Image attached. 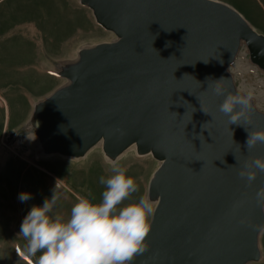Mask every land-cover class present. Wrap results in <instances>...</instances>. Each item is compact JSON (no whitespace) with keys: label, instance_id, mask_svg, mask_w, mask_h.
<instances>
[{"label":"water","instance_id":"1","mask_svg":"<svg viewBox=\"0 0 264 264\" xmlns=\"http://www.w3.org/2000/svg\"><path fill=\"white\" fill-rule=\"evenodd\" d=\"M81 1L116 39L81 49L63 73L70 83L35 107L46 150L81 157L102 142L115 159L136 144L161 161L146 251L132 264L260 260L264 172L250 185L239 172L264 158V144L246 148L264 111L252 99L249 120L229 125L212 89L223 78L229 92L246 94L229 67L245 45L264 71V34L219 0Z\"/></svg>","mask_w":264,"mask_h":264},{"label":"rangeland","instance_id":"2","mask_svg":"<svg viewBox=\"0 0 264 264\" xmlns=\"http://www.w3.org/2000/svg\"><path fill=\"white\" fill-rule=\"evenodd\" d=\"M50 1H57L58 6L61 0ZM219 1L236 8L264 34V0ZM22 2L0 0V264H34V257L24 259L17 253L26 243L19 236L20 225L33 205L42 206L46 198H51L58 180L59 200L52 215L64 220L69 218L78 197L101 202L105 186L99 179L112 175L113 162L125 168L138 185V191L120 207L143 197L151 203L154 212L157 200L151 196L150 183L161 165L151 153L140 155L136 144L115 159L106 154L102 142L81 157L46 150L34 119L35 107L70 83L63 73L79 60L81 49L110 42L116 35L102 27L93 10L81 0L65 3L66 9L70 7L73 11V33L38 34L35 32L38 28L30 22L37 14L33 10L20 13L18 7ZM27 19H30L28 23ZM21 23H27L28 27ZM229 71L240 91L252 90L254 102L264 111V71L251 61L245 45ZM11 133L16 137H9ZM21 193H29L31 198L21 202L18 199ZM152 215L148 216V224ZM259 246L261 259L247 264H264V231Z\"/></svg>","mask_w":264,"mask_h":264},{"label":"clouds","instance_id":"3","mask_svg":"<svg viewBox=\"0 0 264 264\" xmlns=\"http://www.w3.org/2000/svg\"><path fill=\"white\" fill-rule=\"evenodd\" d=\"M224 81L223 78L214 81L212 89L217 96H223L219 111L228 117L229 125H243L241 121L250 118L254 93L249 90L246 94H232L221 86ZM257 144H264V129L248 131L247 150L250 152ZM111 172L109 177L99 179L105 186L101 202L78 197L67 220L52 215L59 200L57 190L61 184L58 180L51 198H46L42 206L33 205L23 218L19 236L26 243L17 250L19 257H34V264H132L138 254H143L150 231L148 216L153 213L152 205L141 197L138 202L120 207L138 191V185L116 162ZM257 172H264V158L257 157L245 163L239 176L246 178L250 185ZM30 198L29 193H21L18 197L21 202ZM257 202L264 210V187L257 192ZM259 230L264 231V225Z\"/></svg>","mask_w":264,"mask_h":264},{"label":"crops","instance_id":"4","mask_svg":"<svg viewBox=\"0 0 264 264\" xmlns=\"http://www.w3.org/2000/svg\"><path fill=\"white\" fill-rule=\"evenodd\" d=\"M22 4L18 7V11L23 13L24 11L33 10L36 16L30 19H27L26 22L29 21L32 23L33 26L37 27L38 29L35 31L38 34H71L73 33L74 28V16L72 8L68 7L66 9L65 3L66 0H61L60 5L57 1L52 3L50 0L49 2H42L30 0H22ZM0 22H2L0 20ZM27 23H21L23 26H27ZM56 24V25H55ZM55 25V27H54ZM25 33V30H24Z\"/></svg>","mask_w":264,"mask_h":264},{"label":"bare ground","instance_id":"5","mask_svg":"<svg viewBox=\"0 0 264 264\" xmlns=\"http://www.w3.org/2000/svg\"><path fill=\"white\" fill-rule=\"evenodd\" d=\"M128 148H129V147H128ZM128 148H127V149H128ZM127 149H126V150H127ZM140 155H143V154H140ZM156 198H157V197H156ZM156 198H155V199H156ZM151 199H152V198H151ZM260 259H261V258H260ZM258 261H259V260H258Z\"/></svg>","mask_w":264,"mask_h":264}]
</instances>
